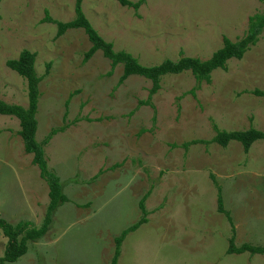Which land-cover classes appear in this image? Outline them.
Returning a JSON list of instances; mask_svg holds the SVG:
<instances>
[{
	"label": "rangeland",
	"instance_id": "rangeland-1",
	"mask_svg": "<svg viewBox=\"0 0 264 264\" xmlns=\"http://www.w3.org/2000/svg\"><path fill=\"white\" fill-rule=\"evenodd\" d=\"M137 1V0H132ZM83 9L116 50L155 65L181 53L208 59L264 10L261 0H147L138 12L117 0H83ZM58 21L75 17V0H0V97L28 105L26 80L8 67L22 50L37 54L40 83L38 130L49 169L69 201L54 214L45 236L7 264H110L115 238L142 217L127 235L118 264H264V254H228L232 237L264 246V139L249 153L240 142L212 140L217 130L264 132V31L241 59L212 73L210 83L190 71L165 76L153 106L141 104L151 81L137 75L118 85L122 65L97 51L83 62L90 40L83 29L57 38ZM52 67L48 75L46 64ZM20 121L0 114V217L12 224L40 226L49 187L26 153ZM227 215L218 210L219 192ZM53 217V216H52ZM235 228V230L233 229ZM8 238L0 229V258Z\"/></svg>",
	"mask_w": 264,
	"mask_h": 264
},
{
	"label": "trees",
	"instance_id": "trees-1",
	"mask_svg": "<svg viewBox=\"0 0 264 264\" xmlns=\"http://www.w3.org/2000/svg\"><path fill=\"white\" fill-rule=\"evenodd\" d=\"M122 6L134 9L136 12L147 2V0H117ZM264 4V0H261ZM45 22L57 25L56 37L63 36L70 29H83L90 40V48L84 52L83 62H88L97 51H102L103 55L110 60L111 75L113 70L119 65L123 67V73L119 79L118 85L124 83L130 76H142L151 81L149 96L141 104L153 106L152 98L160 90L161 82L165 76L180 74L190 71L194 75L198 88L203 82L210 83L212 73L218 69H226L230 59L241 60L247 51L256 45L260 35L264 31V10L260 13L251 15L248 20V27L245 33L233 41L227 36L223 37V46L215 51L208 59L200 57L187 56L181 53L178 60L167 58L159 64L144 65L132 53L125 50H116L113 42L107 41L99 31L94 27L83 9V0H75V17L69 21H58L51 17L47 12L44 18ZM37 54L28 49L21 51L17 59L7 61V65L12 70L21 75L27 82L28 105L9 103L0 97V114L16 117L20 121V131L24 149L26 153L33 154V163L40 169L41 177L47 182L49 187V203L47 210L40 226L33 225L30 221L22 220L16 224L10 223L3 217H0V229L8 238L4 255L0 258V264L15 262L24 256L29 249V243L36 241L48 232L53 221V214L59 206L63 205L69 198L63 191V185L60 177L49 169L48 161L45 154V145L59 132L64 131L65 127L53 128L46 138L39 142L36 139L38 130V107L40 99V83L44 76L38 75L36 71ZM52 63L46 64V72L50 73ZM251 93L257 96H264V90L255 89ZM260 139H264V132L254 127L246 130H217L212 140H193L184 144V147L196 143H217L227 147L231 141L240 142L246 153L249 152L252 145ZM146 197L140 200L139 207L142 211V217L133 225L122 230L121 234L115 238V252L110 264H118L121 255L122 243L131 232L136 231L141 225L147 222V209L145 205ZM218 210L227 215L233 225L232 217L229 211L224 207V201L221 191L218 198ZM234 226V225H233ZM235 230V228H233ZM249 252L252 255L264 254V246L244 243L237 246L235 238L232 237L227 250L228 254H242Z\"/></svg>",
	"mask_w": 264,
	"mask_h": 264
},
{
	"label": "crops",
	"instance_id": "crops-1",
	"mask_svg": "<svg viewBox=\"0 0 264 264\" xmlns=\"http://www.w3.org/2000/svg\"><path fill=\"white\" fill-rule=\"evenodd\" d=\"M242 145V144H241ZM251 149V148H250ZM250 151V150H249ZM249 153V152H248ZM61 183H62V185H63V182L61 181ZM63 191H64V185H63ZM65 193V192H64ZM60 207V206H59ZM58 207V208H59ZM57 210V209H56ZM56 212V211H55ZM55 212H54V214H55ZM54 214H53V219H54ZM52 223H53V221H52Z\"/></svg>",
	"mask_w": 264,
	"mask_h": 264
}]
</instances>
